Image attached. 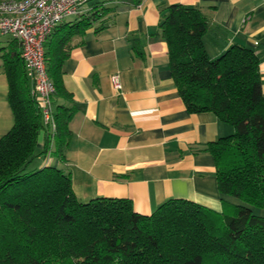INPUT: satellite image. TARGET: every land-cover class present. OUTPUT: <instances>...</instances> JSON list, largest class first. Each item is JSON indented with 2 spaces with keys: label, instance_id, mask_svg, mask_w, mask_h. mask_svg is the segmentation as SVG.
Listing matches in <instances>:
<instances>
[{
  "label": "trees",
  "instance_id": "16d2710c",
  "mask_svg": "<svg viewBox=\"0 0 264 264\" xmlns=\"http://www.w3.org/2000/svg\"><path fill=\"white\" fill-rule=\"evenodd\" d=\"M103 11L94 6L57 30L60 22L46 40L52 98L70 97L61 71L70 35ZM207 27L197 7L179 3L169 4L159 22L186 109L211 112L233 128L203 148L214 158L220 211L181 198L166 200L150 214L135 211L127 198L81 201L68 171L48 162L28 169L41 155L63 159L71 110L55 107L52 141L47 133L38 149V133L46 127L20 52L2 55L14 122L0 137V264H264V214L253 210L264 208L259 58L237 42L210 57L203 42Z\"/></svg>",
  "mask_w": 264,
  "mask_h": 264
},
{
  "label": "crops",
  "instance_id": "0c3cea01",
  "mask_svg": "<svg viewBox=\"0 0 264 264\" xmlns=\"http://www.w3.org/2000/svg\"><path fill=\"white\" fill-rule=\"evenodd\" d=\"M173 3L195 6L206 16L203 42L210 57L235 42L252 48L264 93V0H87L79 14L94 6L104 11L68 39L61 71L70 97H53L52 106L70 108L69 138L63 159L49 155L48 161L69 172L81 201L127 198L135 211L150 214L181 198L221 210L214 158L203 148L233 128L211 112H189L180 97L159 29ZM78 15L67 16L57 30ZM8 52H20L19 43L0 34V137L14 122L2 57ZM24 70L32 93L33 78ZM114 74L119 90L112 86ZM47 133L52 141V131L38 133V149Z\"/></svg>",
  "mask_w": 264,
  "mask_h": 264
},
{
  "label": "built area",
  "instance_id": "2783aa9c",
  "mask_svg": "<svg viewBox=\"0 0 264 264\" xmlns=\"http://www.w3.org/2000/svg\"><path fill=\"white\" fill-rule=\"evenodd\" d=\"M87 0H0V34L18 41L26 71L33 78L35 95L42 122L54 129L52 96L54 85L45 61V42L55 27L67 16L78 15ZM112 86L121 84L116 74Z\"/></svg>",
  "mask_w": 264,
  "mask_h": 264
},
{
  "label": "rangeland",
  "instance_id": "374dc122",
  "mask_svg": "<svg viewBox=\"0 0 264 264\" xmlns=\"http://www.w3.org/2000/svg\"><path fill=\"white\" fill-rule=\"evenodd\" d=\"M48 128L46 127V130L42 129L39 132V137H42L44 135V133L48 132ZM45 159L46 163L49 161L50 156L46 155L45 157L43 155L39 156L38 158H35L30 165L28 166V169H37L40 165V163L42 162V160ZM52 163V162H51ZM55 163H52V165H54ZM236 200V199H235ZM253 210L255 213L257 214H264V208H257V207H253Z\"/></svg>",
  "mask_w": 264,
  "mask_h": 264
}]
</instances>
